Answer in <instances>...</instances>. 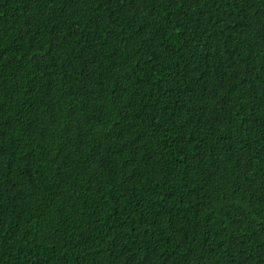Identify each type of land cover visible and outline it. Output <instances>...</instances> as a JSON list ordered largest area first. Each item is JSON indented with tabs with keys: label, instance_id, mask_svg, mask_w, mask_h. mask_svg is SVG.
Listing matches in <instances>:
<instances>
[{
	"label": "trees",
	"instance_id": "obj_1",
	"mask_svg": "<svg viewBox=\"0 0 264 264\" xmlns=\"http://www.w3.org/2000/svg\"><path fill=\"white\" fill-rule=\"evenodd\" d=\"M0 264H264V0H0Z\"/></svg>",
	"mask_w": 264,
	"mask_h": 264
}]
</instances>
